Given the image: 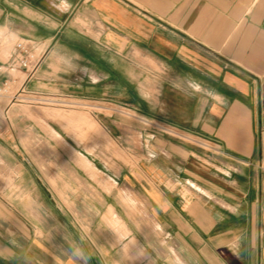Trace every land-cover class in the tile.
I'll list each match as a JSON object with an SVG mask.
<instances>
[{
    "label": "crops",
    "instance_id": "obj_1",
    "mask_svg": "<svg viewBox=\"0 0 264 264\" xmlns=\"http://www.w3.org/2000/svg\"><path fill=\"white\" fill-rule=\"evenodd\" d=\"M0 68L132 157L0 132V264H264V0H0Z\"/></svg>",
    "mask_w": 264,
    "mask_h": 264
},
{
    "label": "rangeland",
    "instance_id": "obj_2",
    "mask_svg": "<svg viewBox=\"0 0 264 264\" xmlns=\"http://www.w3.org/2000/svg\"><path fill=\"white\" fill-rule=\"evenodd\" d=\"M14 75L15 82L9 83L6 92L0 97V132L3 133L5 131V133L1 135L3 139L12 136L16 141L29 143V147L31 148L30 153L37 154V150H34V148L38 142H57L52 128L58 127V129L64 132V134H61L63 138H65V136L72 137L73 139H78L77 141H89L90 139L91 142L94 143L93 146L96 145L98 147L99 154H101L104 147V153L109 154L112 158H132L130 153L124 149L116 139L108 137L106 132L101 135L91 132L86 133L85 127L89 129V126H87L85 122L88 121V119L82 116H90L95 119L94 121H97L91 113L101 111L98 105L77 102L69 98H44L38 95L21 93L20 86L26 76L21 73ZM14 98L17 99L14 100ZM17 100L18 102L14 103V101ZM115 109L117 112H122L133 124H144V121L131 111H124L118 108ZM1 128L5 130H1ZM10 128L15 129L19 135L16 136L15 134H11V132H9ZM26 128H30V133L21 134ZM43 132H45V134ZM65 140L67 139L65 138ZM0 141L2 140L0 139ZM46 152L48 153L49 151ZM88 152L92 153V150H88Z\"/></svg>",
    "mask_w": 264,
    "mask_h": 264
},
{
    "label": "built area",
    "instance_id": "obj_3",
    "mask_svg": "<svg viewBox=\"0 0 264 264\" xmlns=\"http://www.w3.org/2000/svg\"><path fill=\"white\" fill-rule=\"evenodd\" d=\"M43 56V54L36 51L32 41L20 39L15 44L12 63L9 67H17L27 73V78H31L41 65ZM9 83L11 82L5 81L0 84V97L6 92Z\"/></svg>",
    "mask_w": 264,
    "mask_h": 264
},
{
    "label": "clouds",
    "instance_id": "obj_4",
    "mask_svg": "<svg viewBox=\"0 0 264 264\" xmlns=\"http://www.w3.org/2000/svg\"><path fill=\"white\" fill-rule=\"evenodd\" d=\"M76 255H78V256H80L82 259H85V260H86V258L83 256V253L79 252L78 250H77V252H76Z\"/></svg>",
    "mask_w": 264,
    "mask_h": 264
},
{
    "label": "bare ground",
    "instance_id": "obj_5",
    "mask_svg": "<svg viewBox=\"0 0 264 264\" xmlns=\"http://www.w3.org/2000/svg\"><path fill=\"white\" fill-rule=\"evenodd\" d=\"M18 98V97H17ZM16 102H18V100L17 101H14V103H16Z\"/></svg>",
    "mask_w": 264,
    "mask_h": 264
}]
</instances>
